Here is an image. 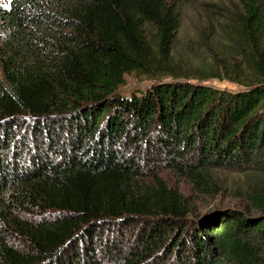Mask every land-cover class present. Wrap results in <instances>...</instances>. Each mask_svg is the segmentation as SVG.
Listing matches in <instances>:
<instances>
[{
    "label": "trees",
    "instance_id": "obj_1",
    "mask_svg": "<svg viewBox=\"0 0 264 264\" xmlns=\"http://www.w3.org/2000/svg\"><path fill=\"white\" fill-rule=\"evenodd\" d=\"M6 1L0 264H264V0L205 8L223 22L200 49L231 67L192 73L167 0ZM166 169L208 197L245 174L250 205L201 213Z\"/></svg>",
    "mask_w": 264,
    "mask_h": 264
},
{
    "label": "rangeland",
    "instance_id": "obj_2",
    "mask_svg": "<svg viewBox=\"0 0 264 264\" xmlns=\"http://www.w3.org/2000/svg\"><path fill=\"white\" fill-rule=\"evenodd\" d=\"M176 6L180 16V26L176 34L175 41V57L179 63L186 64L190 70L188 73L195 72L196 67L200 66L204 61L217 65L218 68L225 61V65L231 67L227 60L223 57L220 60H214L208 54L205 55L204 49H200L203 43L197 41V37L201 35L207 36L211 42L216 35L220 33L223 22L222 17L217 13H212L205 10L206 7H223L228 9H238L237 0H167ZM6 0H0V5H6ZM148 34L152 26L146 27ZM215 61V62H214ZM224 65V64H223ZM127 85L124 90L132 87H144L151 83L150 79L145 76L131 75L126 78ZM208 84L222 89H236V85L227 80H208ZM162 176L169 184L180 187L182 192L190 198L193 207L201 208V213L211 209L214 205L221 206H249L247 201L246 190L248 189L249 181L245 174L232 170H216L214 178L219 182L222 190L221 193L215 194V197L205 196L195 192L189 182L183 177H179L169 170L161 172ZM257 184L264 185V178L255 179Z\"/></svg>",
    "mask_w": 264,
    "mask_h": 264
},
{
    "label": "water",
    "instance_id": "obj_3",
    "mask_svg": "<svg viewBox=\"0 0 264 264\" xmlns=\"http://www.w3.org/2000/svg\"><path fill=\"white\" fill-rule=\"evenodd\" d=\"M211 211H207L205 214H204V217L208 216V214L210 213Z\"/></svg>",
    "mask_w": 264,
    "mask_h": 264
}]
</instances>
